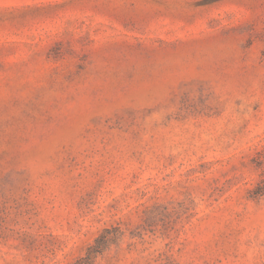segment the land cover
I'll return each instance as SVG.
<instances>
[{"label":"rangeland","instance_id":"obj_1","mask_svg":"<svg viewBox=\"0 0 264 264\" xmlns=\"http://www.w3.org/2000/svg\"><path fill=\"white\" fill-rule=\"evenodd\" d=\"M264 0H0V264H264Z\"/></svg>","mask_w":264,"mask_h":264},{"label":"trees","instance_id":"obj_2","mask_svg":"<svg viewBox=\"0 0 264 264\" xmlns=\"http://www.w3.org/2000/svg\"><path fill=\"white\" fill-rule=\"evenodd\" d=\"M252 162L257 171V179L250 189L252 197H264V137L261 145L255 150Z\"/></svg>","mask_w":264,"mask_h":264}]
</instances>
